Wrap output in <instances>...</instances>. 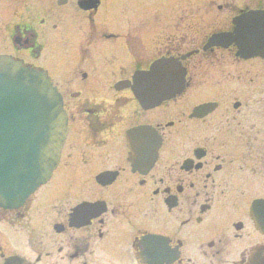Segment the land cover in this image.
I'll list each match as a JSON object with an SVG mask.
<instances>
[{"label":"flooded vegetation","instance_id":"1","mask_svg":"<svg viewBox=\"0 0 264 264\" xmlns=\"http://www.w3.org/2000/svg\"><path fill=\"white\" fill-rule=\"evenodd\" d=\"M5 9L0 55L46 76L66 135L49 180L0 208V264H264V53L209 44L264 0ZM161 58L184 89L147 107L133 77Z\"/></svg>","mask_w":264,"mask_h":264},{"label":"water","instance_id":"2","mask_svg":"<svg viewBox=\"0 0 264 264\" xmlns=\"http://www.w3.org/2000/svg\"><path fill=\"white\" fill-rule=\"evenodd\" d=\"M258 16L253 14L249 22L235 20L234 34L214 35L209 44L224 39L244 53L262 55L264 19ZM184 75L177 59L162 58L134 76L133 93L147 107L153 106L180 94ZM65 134L60 98L45 76L0 56V208L19 207L47 182Z\"/></svg>","mask_w":264,"mask_h":264},{"label":"rangeland","instance_id":"3","mask_svg":"<svg viewBox=\"0 0 264 264\" xmlns=\"http://www.w3.org/2000/svg\"><path fill=\"white\" fill-rule=\"evenodd\" d=\"M171 1H174V0H171ZM20 2H22V0H0V14L5 13V11H6L5 7L8 6V4H10V3H12V4L15 3L16 4L17 3V5H19ZM32 2H35V0H32ZM193 2H194V4H197V3H201V0H193ZM18 13H19V11L17 12V14ZM160 18L161 19H165V18L168 19L167 15L164 14V13H161L159 15V19ZM194 19H197V17L195 16Z\"/></svg>","mask_w":264,"mask_h":264}]
</instances>
